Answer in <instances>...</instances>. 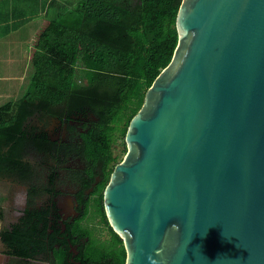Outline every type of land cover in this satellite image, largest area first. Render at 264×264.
<instances>
[{"label":"water","instance_id":"95a60500","mask_svg":"<svg viewBox=\"0 0 264 264\" xmlns=\"http://www.w3.org/2000/svg\"><path fill=\"white\" fill-rule=\"evenodd\" d=\"M105 189L125 264H264V0H183Z\"/></svg>","mask_w":264,"mask_h":264},{"label":"trees","instance_id":"16d2710c","mask_svg":"<svg viewBox=\"0 0 264 264\" xmlns=\"http://www.w3.org/2000/svg\"><path fill=\"white\" fill-rule=\"evenodd\" d=\"M79 0L51 18L35 38L34 71L24 95L0 107V139L19 132L30 110L55 107L83 110L90 106L100 125L87 137L112 157L118 131L125 140L132 118L142 107L146 92L172 60L178 44L177 15L183 0ZM126 144V143H125ZM127 149V147H125ZM0 152V175L8 172ZM0 208V219L2 218ZM115 264H125L123 239ZM5 255L18 243L21 263L25 235L14 238L8 227L0 230ZM6 264H11L10 262Z\"/></svg>","mask_w":264,"mask_h":264},{"label":"flooded vegetation","instance_id":"af4514ba","mask_svg":"<svg viewBox=\"0 0 264 264\" xmlns=\"http://www.w3.org/2000/svg\"><path fill=\"white\" fill-rule=\"evenodd\" d=\"M74 111L30 110L19 132L0 139L9 168L0 175V187L7 188L11 206L2 209L0 222L14 238L24 232V264H115L114 254L121 251L105 189L123 158L115 153L116 142L112 159L98 149V139L87 137L101 124L89 105ZM122 245L126 250L124 239ZM17 253L16 241L4 263L22 264Z\"/></svg>","mask_w":264,"mask_h":264},{"label":"crops","instance_id":"0c3cea01","mask_svg":"<svg viewBox=\"0 0 264 264\" xmlns=\"http://www.w3.org/2000/svg\"><path fill=\"white\" fill-rule=\"evenodd\" d=\"M78 1L0 0V107L21 98L26 92L34 71L32 54L39 31L51 18L70 9ZM2 193L8 195L5 200L9 202L7 188L0 187V195ZM3 200L0 196L1 209L6 202ZM0 226L1 230V222ZM4 253L3 245L0 264H6Z\"/></svg>","mask_w":264,"mask_h":264},{"label":"rangeland","instance_id":"374dc122","mask_svg":"<svg viewBox=\"0 0 264 264\" xmlns=\"http://www.w3.org/2000/svg\"><path fill=\"white\" fill-rule=\"evenodd\" d=\"M113 1L124 3V4H128V5H133L132 3L131 4L126 3L127 1H124V0H113ZM123 141H124V138L122 136V133L118 131L117 139L115 141L116 142L115 153L118 154L120 158H124L126 153H127L126 149L123 148V143H124ZM0 196H1V198H4L3 202H5L6 201L5 199L7 198L8 195L2 193V195H0ZM4 204H5V206L2 209H4V210L8 209L9 210L10 207H11L9 202L6 201ZM0 228H1V226H0ZM2 246L3 245H2V243L0 241V249H1Z\"/></svg>","mask_w":264,"mask_h":264}]
</instances>
